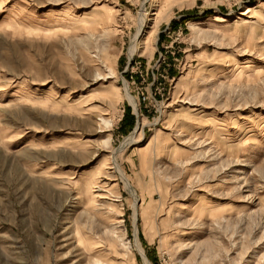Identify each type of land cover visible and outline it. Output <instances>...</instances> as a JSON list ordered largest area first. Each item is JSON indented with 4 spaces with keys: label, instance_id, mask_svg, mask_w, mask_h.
<instances>
[{
    "label": "rangeland",
    "instance_id": "rangeland-1",
    "mask_svg": "<svg viewBox=\"0 0 264 264\" xmlns=\"http://www.w3.org/2000/svg\"><path fill=\"white\" fill-rule=\"evenodd\" d=\"M143 259L264 264V0H0V264Z\"/></svg>",
    "mask_w": 264,
    "mask_h": 264
},
{
    "label": "bare ground",
    "instance_id": "bare-ground-1",
    "mask_svg": "<svg viewBox=\"0 0 264 264\" xmlns=\"http://www.w3.org/2000/svg\"><path fill=\"white\" fill-rule=\"evenodd\" d=\"M150 22V19H147L146 18V16L145 15H142L141 16V18H140V25H139V27H138V33H141L142 32V30H144V29H147V26H148V23ZM195 33L196 34H200V33H202V29L201 28H196L195 30ZM194 33V34H195ZM143 44H144V42H143ZM144 46V45H143ZM136 48H137V46L136 45H132V48H131V54H133L134 52H135V50H136ZM129 98V97H128ZM136 133V131L126 140V142H128V143H132L133 142V140H134V134ZM114 164H115V162H114ZM115 166V165H114ZM116 172L118 173V175L120 176V178H121V180H122V182L124 183V185L126 186V188H128V181L125 179V176H124V174L116 167ZM83 203V202H82ZM138 247V246H137ZM144 260V264H148V262L145 260V259H143Z\"/></svg>",
    "mask_w": 264,
    "mask_h": 264
}]
</instances>
